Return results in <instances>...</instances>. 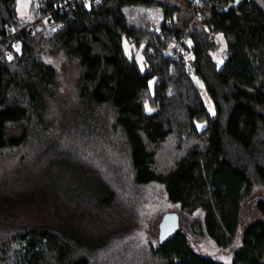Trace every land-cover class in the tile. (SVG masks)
I'll list each match as a JSON object with an SVG mask.
<instances>
[{
    "label": "trees",
    "instance_id": "obj_1",
    "mask_svg": "<svg viewBox=\"0 0 264 264\" xmlns=\"http://www.w3.org/2000/svg\"><path fill=\"white\" fill-rule=\"evenodd\" d=\"M17 1L0 0V27L16 23ZM149 8H159L162 19L141 11ZM196 11L193 0H106L58 13L56 27L26 35L21 53L0 58V152H19L32 137L44 140L56 130L82 155L99 158L101 139L119 135L134 183L163 186L178 206L181 227L155 255L166 264H264V0L208 3L204 22L225 45L221 67L211 53L216 42L200 23L191 24ZM175 14L178 21L167 27L164 20ZM173 37L193 42V73L174 60ZM126 41L143 50V67ZM64 63L75 81L69 96L58 92ZM101 161L109 163L105 154ZM82 162L73 165L81 179L76 195L110 202L107 180ZM258 187L262 196L250 200ZM201 237L228 251L231 262L199 251ZM78 239L46 226L2 227L0 264H91L75 255L78 245L87 250Z\"/></svg>",
    "mask_w": 264,
    "mask_h": 264
},
{
    "label": "rangeland",
    "instance_id": "obj_2",
    "mask_svg": "<svg viewBox=\"0 0 264 264\" xmlns=\"http://www.w3.org/2000/svg\"><path fill=\"white\" fill-rule=\"evenodd\" d=\"M36 2L38 0H18L17 20L28 15ZM141 11L162 19L159 8ZM219 41V51L212 54L221 67L225 45L220 35ZM125 48L129 55L136 56L143 67V50L128 41L125 42ZM62 66L64 74L58 92L61 96H69L74 92L75 81L72 71H67L66 63ZM199 84L209 110L214 113V103L205 92L204 85L200 81ZM56 105L53 106V116L58 111ZM148 109L153 111L151 106ZM11 130L18 133L16 129ZM54 131L44 135V140L32 137L28 146L19 152L14 149L0 152V228L16 230L28 226H46L70 233L79 238L80 246L87 248L83 250L78 245L74 250L75 255L88 257L91 264H166L153 253V249L160 244L159 225L163 215L177 212L178 206L168 202L164 187L159 184L137 186L134 183L130 161L118 145L119 135L110 139L102 138L100 141L104 150L102 154L109 159L105 165L106 162L101 161V153L99 158H93L92 152L87 150L82 155L81 149L77 151L73 147L74 143L68 142V135L65 134V137ZM54 140L55 145H47V141ZM79 158L83 160L86 169L91 168L89 171L92 174L95 172L98 177L101 175L102 179L107 180L114 192L110 202L103 196L90 200L76 195L81 179L73 165ZM108 167H116L117 171L113 170L110 176L105 173ZM259 188L250 200L262 196ZM19 194L22 195L19 197ZM252 212L247 210V220L253 221L256 218ZM185 223L182 230L187 232ZM196 243L199 251H211L218 256L219 261L231 262L229 252L217 251L208 239L201 237Z\"/></svg>",
    "mask_w": 264,
    "mask_h": 264
},
{
    "label": "built area",
    "instance_id": "obj_3",
    "mask_svg": "<svg viewBox=\"0 0 264 264\" xmlns=\"http://www.w3.org/2000/svg\"><path fill=\"white\" fill-rule=\"evenodd\" d=\"M196 6V14L192 23H200L209 35L212 41H215L217 47L211 50V53L218 52L220 41L219 34L211 32V25L206 24L205 10L210 0H193ZM106 0H38L32 6L28 15L22 16L16 23L5 24L0 27V58L12 59L16 53H21L26 35H34L42 26L56 27L55 15L65 13L77 6H82L85 9L91 10L103 5ZM178 21V15L166 18L164 23L171 28ZM157 34L163 37L161 31ZM195 46L189 37L176 39L173 37L170 40V50L174 60H182L187 67L189 73H193L192 61L195 56ZM175 66L172 65V71Z\"/></svg>",
    "mask_w": 264,
    "mask_h": 264
},
{
    "label": "water",
    "instance_id": "obj_4",
    "mask_svg": "<svg viewBox=\"0 0 264 264\" xmlns=\"http://www.w3.org/2000/svg\"><path fill=\"white\" fill-rule=\"evenodd\" d=\"M43 27H40L38 31L42 30ZM224 59L228 60L229 55L225 52ZM160 232H159V241L165 243L168 240L172 239L178 233L181 227V217L178 212H167L163 215L160 221Z\"/></svg>",
    "mask_w": 264,
    "mask_h": 264
}]
</instances>
